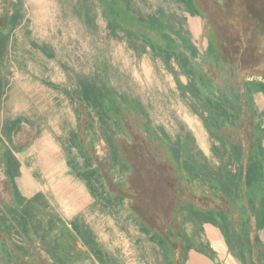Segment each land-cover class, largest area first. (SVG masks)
<instances>
[{"label": "crops", "instance_id": "0c3cea01", "mask_svg": "<svg viewBox=\"0 0 264 264\" xmlns=\"http://www.w3.org/2000/svg\"><path fill=\"white\" fill-rule=\"evenodd\" d=\"M41 2L42 0H0L1 6L15 5L12 13H18L11 30L7 28L9 24L7 16L12 13H5L4 17L0 18V26L5 28V32L10 31L6 41L5 55L8 57H24L20 53L23 51L21 43L24 42V36L16 33L26 25L25 18L20 14L21 5L24 7L40 5ZM104 2L105 0H96L95 5H103ZM127 2L128 5H161L164 12L161 13L164 20L161 24L166 27L163 35L175 42L180 51L182 41H189L193 52H186V56L189 58L192 54L193 63L198 66L199 71L215 81L214 85H218L220 89H223V85L218 62H223L222 72L226 73L229 79L228 89L239 95V113L223 118L219 132L222 136H229L237 141L243 138L248 151L253 145L258 128L263 137L258 144L264 148V0H127ZM115 5H121L120 0H115ZM172 19L175 21L173 24L175 29L170 24ZM26 50L29 58L57 62L59 56L58 49L49 41L39 42L30 39ZM171 67L176 73L178 83L185 88L190 82V77L182 74L174 63H171ZM164 69L166 74L174 79L173 75ZM43 84L54 90L60 89L53 83ZM175 89L189 107L185 112V119L189 122L190 136L206 157H212L213 146L218 142L214 141L205 129L200 116L204 113L203 117H206L208 113L202 112L201 103L190 97L187 91L180 90L177 82ZM248 97L251 100L250 106L247 104ZM68 99L71 104L74 103ZM78 104L80 103H75ZM78 112L75 108L73 130L69 129L67 133L36 125L34 132L26 130L22 133L21 139H28L26 144L13 143L18 137L19 128L23 126L30 128V123L25 117L18 115L3 122L0 139H5L8 145L0 146V179H3L5 184L0 188V208L6 206L7 209L15 210L16 218L20 211L26 212L27 217L33 216L44 227L51 225L56 219L62 222L67 235L58 230H53L51 234L56 235L58 244L63 243V247L60 244L59 248L69 259L74 260L73 264H129L126 259L130 258V248L135 249L136 234L151 243L156 234L163 236V231H156V228L146 224L145 219L137 220L131 214V210L114 211L111 213L116 215L112 216L105 215L103 210H88V178L94 169L95 177L103 178L104 169L98 167L96 159L94 163L91 162L94 166L92 170H81L77 168L78 165L73 166L70 162L72 150H76L88 161V156L73 142L77 133L84 135L86 132L78 129L79 118L83 121L82 126L87 124ZM57 139L64 141L60 142ZM66 139L69 145L62 146L61 143ZM117 197L125 199L119 195ZM53 202L58 204L55 205ZM183 216V213L176 214L181 231L188 237L187 245L174 237L181 246L180 250L175 251L170 247L169 239L165 237L168 245L162 248L168 255L170 264H242L228 252L216 227L208 223L200 226L184 223ZM75 224L79 230L73 229ZM136 228L137 232L134 231ZM26 230L33 235L30 239L31 244L37 242V245H40V240L34 235L35 227L29 224ZM131 232L134 235L131 236ZM40 234L45 233L39 230L38 235ZM259 236L264 246V229ZM73 241L79 244V255L71 252L70 246ZM156 241L155 244H158ZM14 243L32 249L26 242ZM184 246L187 248L186 251Z\"/></svg>", "mask_w": 264, "mask_h": 264}, {"label": "trees", "instance_id": "16d2710c", "mask_svg": "<svg viewBox=\"0 0 264 264\" xmlns=\"http://www.w3.org/2000/svg\"><path fill=\"white\" fill-rule=\"evenodd\" d=\"M120 2L121 5H115V0H105L101 6V14L108 29L111 32L118 30L128 39L137 40L149 47L152 55L161 60L166 70L173 75L178 88L187 91L190 97L201 103L202 112L208 113L203 117L204 113L200 112L202 123L212 139L218 142L212 150L214 160L197 148L190 134L178 132L174 137L166 134L152 124L139 100L131 98L130 101L103 81L101 84L85 81L77 89H65L62 92L73 102L95 110L99 116L98 122L107 126L108 134L104 138L109 143L110 152L114 153L109 169L118 163L123 174L129 172V166L113 139L115 131L112 125L123 130V114L127 110H131L136 118V125L143 132L145 150L143 154L140 151L139 155L146 164L155 167L156 175L153 184L148 185L146 175L149 168L144 169L131 162V214L137 220L147 218L153 222L156 231H163L168 239L177 237L187 245L188 237L181 231L176 217L177 213H183L184 223L197 226L208 223L216 227L228 252L242 264H264V246L259 236L264 229V148L258 144L263 138L261 130L256 128L253 145L248 151L243 138L237 141L232 137L222 136L219 132L223 125L222 119L239 113V95L228 89L229 79L222 72L223 62H218L223 85V89H220L218 85H214L215 81L199 71L198 66L193 63L192 54L189 58L186 56V52H193L189 41H182L180 51L175 42L163 35L166 27L158 20L149 17L145 21L136 9H131L127 0ZM7 18V28L11 30L18 13H12ZM170 21L175 29L174 19ZM9 34L10 31L5 32V28L0 26V59L6 54ZM171 63L177 65L182 74L190 77L185 88L178 83ZM247 104L251 105L249 97ZM78 114L80 115V111ZM82 124L83 121L79 118L78 129L85 132L90 123ZM73 142L88 156V161L94 163L92 143L87 141L85 134L77 133ZM138 181L139 186L136 183ZM15 213V210L7 209L6 206L0 208V264H19L30 256L29 249L14 243L18 241L21 244H31L33 235L26 230L29 224L35 227L34 235L41 245L46 247L50 240L53 241V246H49L46 251L58 264H73L74 260L69 259L59 248L56 235L51 234L53 230H58L67 235L62 222L56 219L51 225L44 227L33 216L27 217L26 212L20 211L17 218ZM76 224L73 229L79 230ZM39 230H43L45 234L38 235ZM154 240L162 248L168 245L166 238L161 235H155ZM184 250H187L186 246Z\"/></svg>", "mask_w": 264, "mask_h": 264}, {"label": "rangeland", "instance_id": "374dc122", "mask_svg": "<svg viewBox=\"0 0 264 264\" xmlns=\"http://www.w3.org/2000/svg\"><path fill=\"white\" fill-rule=\"evenodd\" d=\"M95 4L96 0H42L40 5H21L20 14L25 18L26 25L16 33L24 36V42L21 43L23 51L20 52L24 57L4 55L0 59V131L7 120L19 115L29 121L30 128H19L14 144H26L28 139H21L22 133L26 130L34 132L36 125L68 133L69 129L74 128V109L77 108L85 123H90L86 128V139L92 143L91 154L98 161V167L104 169L103 178L95 177L96 169L93 164L81 157L76 150H72L70 162L73 166L78 165L77 168L81 170L94 169L88 178V210H103L105 215L112 216L116 215L111 213L114 211L131 210V162L138 167L149 168L146 175L148 185L155 181V167L146 164L139 155L140 151L142 154L145 152L143 132L136 125V118L131 110L123 114V130L112 125L115 131L113 139L129 166V172L123 174L118 163L109 169L114 153L110 152L109 143L105 140L107 126L98 122L99 116L91 107L85 108L81 103L75 105V102L71 104L62 90L77 89L85 81H103L130 101L131 98L139 100L152 124L171 137L178 132L189 134V122L185 119V112L189 107L178 96L175 81L166 74L162 61L155 58L149 47L139 41L128 39L118 30L111 32L101 14L102 5ZM131 7L145 21L149 17L160 23L164 21L161 5ZM14 9L15 5H0V18L5 13H12ZM30 39L49 41L55 45L59 53L57 62L27 57L26 49ZM44 82L53 83L60 89L49 88ZM0 140V146L7 144L5 139ZM57 141L62 142L64 139ZM61 144L69 145L67 139ZM210 158L214 160L213 155ZM97 174L99 175V171ZM136 183L140 185V181ZM4 185V180L0 179V188ZM118 195L125 199H119ZM144 219L147 225L153 227V222ZM134 231L137 232V228ZM162 235L166 237L164 233ZM136 236L135 249L130 248L127 263L170 264L162 247L155 244V238L149 243L141 235ZM168 241L175 251L181 249L180 242L174 237ZM49 243L46 247L37 245V242L30 244V256L19 264H58L46 251L49 246H53L52 240ZM71 243V252L79 255V244L75 241ZM61 246L63 247V243Z\"/></svg>", "mask_w": 264, "mask_h": 264}]
</instances>
